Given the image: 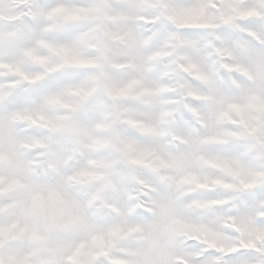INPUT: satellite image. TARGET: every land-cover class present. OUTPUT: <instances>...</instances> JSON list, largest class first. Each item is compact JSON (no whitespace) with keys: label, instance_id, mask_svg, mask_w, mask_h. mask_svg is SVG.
<instances>
[{"label":"snow or ice","instance_id":"snow-or-ice-1","mask_svg":"<svg viewBox=\"0 0 264 264\" xmlns=\"http://www.w3.org/2000/svg\"><path fill=\"white\" fill-rule=\"evenodd\" d=\"M0 264H264V0H0Z\"/></svg>","mask_w":264,"mask_h":264}]
</instances>
